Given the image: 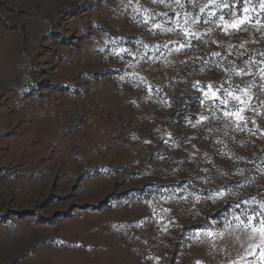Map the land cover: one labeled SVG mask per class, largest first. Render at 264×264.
I'll list each match as a JSON object with an SVG mask.
<instances>
[{
  "label": "rangeland",
  "instance_id": "374dc122",
  "mask_svg": "<svg viewBox=\"0 0 264 264\" xmlns=\"http://www.w3.org/2000/svg\"><path fill=\"white\" fill-rule=\"evenodd\" d=\"M262 5L0 0V264H264Z\"/></svg>",
  "mask_w": 264,
  "mask_h": 264
},
{
  "label": "snow or ice",
  "instance_id": "6c2138e0",
  "mask_svg": "<svg viewBox=\"0 0 264 264\" xmlns=\"http://www.w3.org/2000/svg\"><path fill=\"white\" fill-rule=\"evenodd\" d=\"M262 6H264V5H262ZM244 11L247 12L248 8L245 7ZM221 19H223V17ZM243 23H244V20L240 19V20L232 22L231 24H225L224 25L225 31H227V29L229 27L236 29V28H238V26L240 24H243ZM209 91H211V89H209ZM207 95H208V92H205V96H207ZM229 95H231V93H229ZM213 96H215V93H213ZM236 99L239 100L240 98L236 97ZM240 102L243 103L244 101L241 100ZM243 111H244V109L241 108V109H237L236 112H234V113H226V115H235L238 120H241L242 117L239 114L242 113ZM261 207H264V204H262ZM234 218L236 220L240 221L241 224H244L245 227H251L253 232H259L261 239L264 240V218L260 219L258 222L255 220V217H252V216L247 217L246 222L244 220H240V217H238V216H236ZM257 224L259 225V227H257ZM209 235H211V234H209Z\"/></svg>",
  "mask_w": 264,
  "mask_h": 264
}]
</instances>
